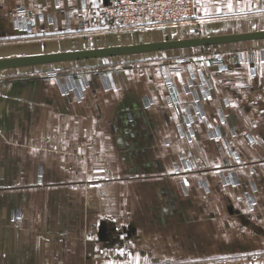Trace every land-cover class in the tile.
I'll use <instances>...</instances> for the list:
<instances>
[{"label":"crops","instance_id":"obj_1","mask_svg":"<svg viewBox=\"0 0 264 264\" xmlns=\"http://www.w3.org/2000/svg\"><path fill=\"white\" fill-rule=\"evenodd\" d=\"M96 1L0 0V53L152 41ZM196 14L195 37L264 30V0ZM215 47L0 72V264H258L243 258L264 245V39Z\"/></svg>","mask_w":264,"mask_h":264},{"label":"built area","instance_id":"obj_2","mask_svg":"<svg viewBox=\"0 0 264 264\" xmlns=\"http://www.w3.org/2000/svg\"><path fill=\"white\" fill-rule=\"evenodd\" d=\"M94 6L102 9L113 28L132 34L138 29H158L190 20L194 15L195 0H97ZM19 14L23 16L22 11ZM25 29L31 30V27ZM174 59L177 65L185 63L182 56ZM208 63L221 66L223 60L220 54H216ZM51 75L58 76L55 72ZM167 87L171 91L170 83H167Z\"/></svg>","mask_w":264,"mask_h":264},{"label":"water","instance_id":"obj_3","mask_svg":"<svg viewBox=\"0 0 264 264\" xmlns=\"http://www.w3.org/2000/svg\"><path fill=\"white\" fill-rule=\"evenodd\" d=\"M261 39H264V30L230 35L192 37L186 39H159L152 40L151 42L147 43L131 44L126 46L83 49L78 51L57 52L50 54L1 59L0 70L4 68L35 66L66 61H81L84 59L92 60L95 58L106 56H117L152 51H170L185 47L206 45L223 46L228 44H235L241 41Z\"/></svg>","mask_w":264,"mask_h":264},{"label":"rangeland","instance_id":"obj_4","mask_svg":"<svg viewBox=\"0 0 264 264\" xmlns=\"http://www.w3.org/2000/svg\"><path fill=\"white\" fill-rule=\"evenodd\" d=\"M20 11H24L23 8H19L18 12L20 13ZM195 16H197L196 14V0H195V11H194V15L191 17L190 20H186L184 22H178L176 24H173L171 26H163L161 28H158V29H155V28H144L142 30L138 29L136 30L135 32H147L148 34H150V37H147L148 40H161V39H173L174 37H195L198 35V25L196 24V20L195 19ZM174 29H177L178 31L177 32H174L173 30ZM29 31V29H28ZM135 32L134 33H130L131 35H135ZM133 37L131 38V40L133 41ZM3 44H0V47L2 46ZM223 46H228V45H223ZM230 46H237V45H230ZM222 49V48H227V47H218L216 46L215 49ZM228 49V48H227ZM219 52L218 51H214L212 54H211V57H209L210 59L213 58L214 56H216V54H218ZM5 53H0V60L1 59H10V58H16V57H20V56H13V55H10V56H7V54ZM165 56L167 57H170V58H174V57H184L183 54H181V52L179 50H176L174 52H164L163 53ZM116 60H125L126 57H117L115 58ZM106 60H113V59H104V61ZM98 62H102V61H97L95 59H92V60H89V63H90V67L91 68H102L104 66H108L109 64L108 63H105L104 65L101 63L98 64ZM85 64L86 62L85 61H81V62H77L76 63V66L72 67V68H58V69H53L54 67H56V65L53 67L48 66L46 67H43L44 71L43 73L46 74L47 76L49 77H56V76H52L51 73H56L58 76H61V75H66V76H73L74 73H77L79 71H83L85 69ZM84 65V66H83ZM7 69L9 68H4V69H1L0 72L2 71H8ZM10 70V69H9ZM16 70V69H15ZM81 73L79 72V77L81 76L80 75ZM83 74V73H82ZM57 76V77H58ZM243 259H246V260H253V261H256L258 262V264H264V245H262L259 249L255 250V251H252V252H248L247 254L244 255V258ZM179 264H190V262H178ZM198 264V262H196ZM209 262H199V264H208Z\"/></svg>","mask_w":264,"mask_h":264}]
</instances>
